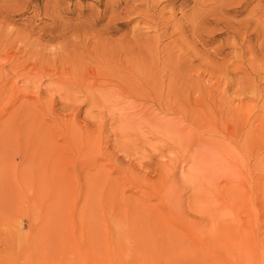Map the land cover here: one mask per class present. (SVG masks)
<instances>
[{
    "label": "rangeland",
    "instance_id": "obj_1",
    "mask_svg": "<svg viewBox=\"0 0 264 264\" xmlns=\"http://www.w3.org/2000/svg\"><path fill=\"white\" fill-rule=\"evenodd\" d=\"M263 121L264 0H0V264H264Z\"/></svg>",
    "mask_w": 264,
    "mask_h": 264
},
{
    "label": "bare ground",
    "instance_id": "obj_2",
    "mask_svg": "<svg viewBox=\"0 0 264 264\" xmlns=\"http://www.w3.org/2000/svg\"><path fill=\"white\" fill-rule=\"evenodd\" d=\"M209 98H210V97H209ZM217 103H218V102H217ZM238 103H239V102H238ZM240 105H241V104H240ZM241 106L243 107V105H241ZM239 108H240V107H239ZM246 109H247V108H246ZM241 111H242V110H241ZM241 111H240V110H237V109H235V108H230L229 111H228V113H229L228 116H230V118H229V117H228V118L231 119V121L234 123V122L237 120V117L239 118V116L242 114ZM245 111H246V110H245ZM245 111H244V112H245ZM239 113H241V114L238 115ZM245 113H246V112H245ZM247 113H248V112H247ZM226 115H227V114H226ZM258 116H259V114H258ZM262 117H263V116H262ZM240 118H242V116H241ZM247 118H248V117H247ZM260 118H261V117H260ZM260 118H259V119H260ZM242 119H243V118H242ZM242 119H241V120H242ZM244 119H245V118H244ZM248 119H249V118H248ZM253 119H254V118H253ZM260 120H261V119H260ZM246 121H247V120H246ZM255 121H256V120H255ZM255 121H254V122H255ZM263 122H264V121H263ZM236 123H238V122H236ZM252 123H253V122H252ZM252 123H251V124H252ZM258 123H259V122H258ZM262 124H263V123H262ZM259 125H260V124H258V126H259ZM250 126H252V125H250ZM258 126H257V127H258ZM262 126H264V125H262ZM262 126H260V128H261ZM251 128H253V127H251ZM262 129H263V127H262ZM256 130H257V129H256ZM260 130H261V129H260ZM249 131H250V130H249ZM254 131H255V130L253 129V132H254ZM257 131H258V130H257ZM257 131H255V132H257ZM261 131H262V130H261ZM263 131H264V130H263ZM263 131H262V132H263ZM255 132H254V133H255ZM248 133H249V132H248ZM251 134H252V132H251ZM239 135H240V134H239ZM260 135H261V134H260ZM248 136H250V134H248ZM252 136H253V135H252ZM248 139H249V138H248ZM252 139H254V137H252ZM255 140H256V139H255ZM257 140H258V139H257ZM262 140H264V139H262ZM245 141H246V140H245ZM259 141H260V140H259ZM256 142H257V141H256ZM248 144H249V143H248ZM250 144H251V143H250ZM253 144H254V143H253ZM253 144H252V145H253ZM255 148H256V147H255ZM255 150H256V149H255ZM260 150H261V149H260ZM238 220H239V219H238ZM238 220H237V221H238ZM238 224H239V223H238Z\"/></svg>",
    "mask_w": 264,
    "mask_h": 264
}]
</instances>
